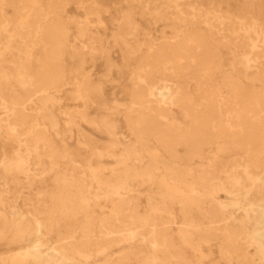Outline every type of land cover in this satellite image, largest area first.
<instances>
[{"label": "bare ground", "instance_id": "6f19581e", "mask_svg": "<svg viewBox=\"0 0 264 264\" xmlns=\"http://www.w3.org/2000/svg\"><path fill=\"white\" fill-rule=\"evenodd\" d=\"M75 5L100 23L108 9L0 0V264H205L214 247L213 264H264V22L214 1H138L108 17L103 38L73 20ZM137 11L164 23L159 42L142 37ZM113 47L133 66L109 106L87 67L116 71ZM1 173L25 177L31 211Z\"/></svg>", "mask_w": 264, "mask_h": 264}, {"label": "rangeland", "instance_id": "374dc122", "mask_svg": "<svg viewBox=\"0 0 264 264\" xmlns=\"http://www.w3.org/2000/svg\"><path fill=\"white\" fill-rule=\"evenodd\" d=\"M96 3H103V5L107 6V12L100 14L101 16V21H98L97 17L93 14H87L86 10L77 8V5L73 6L71 9H69L68 13L74 18L73 20L76 23H81V25H85V23L88 25L90 29H95L99 33L104 34L102 35L103 38L106 37L105 33H107L109 30V21L110 19L108 18L109 16L112 15H119V12L123 10L126 6H133L137 4L138 1H141L142 3H152L154 0H131V3H128V0H95ZM214 1V3H220L228 7L237 17L239 18H244L246 11L252 12L253 17L256 19L262 20L264 22V0H184V3L190 4L196 7L198 10L204 11L206 8L209 7L210 2ZM89 6L86 7V9ZM88 10V9H87ZM138 20V26L141 30L142 37H151L154 41L159 42L160 40V30L162 27V24L164 23H157L154 24V21L152 19H149L148 17H143L137 11V16ZM200 28H203L205 30V25H199ZM245 35V34H244ZM76 45L79 47V45L76 43ZM16 48H21V46L16 45ZM14 47V48H15ZM15 48V49H16ZM111 59L112 62L115 66V70H119V72L114 71L110 75H108L107 71L105 68L102 66L100 61H97L96 64L92 67L88 68V71L92 76H91V81L94 83H98L102 85V92L106 100H108L109 106L114 105V101H123L125 100V94L123 93L124 90L130 85L131 83V67L133 66V63L127 64L122 57V52L118 47H113L111 49ZM224 57V63L227 68L231 67L232 64V52L231 50H226L224 51L223 54ZM66 65L68 68H75L76 66V61L71 58L66 59ZM244 73V72H243ZM254 74H252L253 76ZM241 79L245 83H249L251 81L246 74L241 75ZM258 86V84H256ZM75 89L69 90L66 94H64L61 99H62V104H60L59 107H64L68 106L69 104L72 103V100L75 97L74 93ZM79 107L78 110H82L81 105H78ZM96 108H101L97 107ZM88 112L91 114L92 117L98 118L100 117L101 114H103L100 110H94L90 109ZM124 127L121 125L120 131H123ZM81 131L86 133L93 141L98 143L100 147L106 146L108 142V136L105 132L101 130H97L94 128L93 125L91 124H86L82 123L81 126ZM74 133V132H73ZM71 146L73 147L74 152L76 155H81L84 157L88 156V153L79 148L77 144L73 141L71 143ZM231 157L229 158L230 160L234 158V156L230 155ZM2 160L1 155H0V161ZM104 164L108 167L112 166V161L109 160H104ZM67 169L72 171V167L68 166ZM220 169V168H219ZM68 170V171H69ZM73 175H78L79 170H74L73 172H70ZM2 176H4L1 173ZM4 180L9 183L12 187V190H16L20 194V198L18 199V204L17 208L19 212H28L31 211V205L30 202L27 201L26 199H31L34 196V192L28 190L26 186V179L24 176L21 175H13V176H4ZM14 188V189H13ZM17 188V189H16ZM23 188V189H22ZM140 211L143 213L144 210V200L141 199L140 202ZM229 208V207H228ZM0 210H2L0 206ZM1 223V222H0ZM242 242H245L243 239ZM213 245L216 244V242L212 243ZM94 248V246H92ZM8 247L5 245V243H0V252H3L7 250ZM214 251L212 257H210L208 260H206L205 264H213L214 261H217V251L214 248H212ZM247 247L244 245L242 246V251L243 252H248ZM187 256L190 257L189 254Z\"/></svg>", "mask_w": 264, "mask_h": 264}]
</instances>
